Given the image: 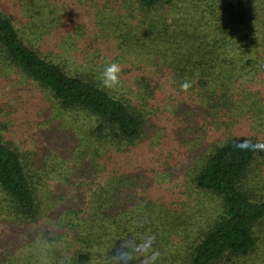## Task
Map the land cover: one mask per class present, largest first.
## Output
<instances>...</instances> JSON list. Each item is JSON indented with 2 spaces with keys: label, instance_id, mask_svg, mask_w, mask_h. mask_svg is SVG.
Instances as JSON below:
<instances>
[{
  "label": "rangeland",
  "instance_id": "1",
  "mask_svg": "<svg viewBox=\"0 0 264 264\" xmlns=\"http://www.w3.org/2000/svg\"><path fill=\"white\" fill-rule=\"evenodd\" d=\"M172 2L165 6V16L186 19L208 13L200 0ZM133 3L46 0L42 13L30 21L16 0H0V12L12 16L19 32L55 18L57 26L30 46L66 67L83 63L82 49L84 56L94 53L116 63L169 61L176 48L144 43L147 38L138 25L162 10L140 14ZM248 10L253 48L264 60V0H249ZM151 66V77L146 75L153 85L150 99L140 100L143 90L136 92L130 79L127 84L121 79V86L112 90L143 115L137 144L118 153L96 144L95 156L93 143L81 132L86 123L60 111L45 91L0 63V139L22 155L37 195V217L19 226L2 214L0 202V264H71L78 253L88 256L86 264H120L112 254L117 240L131 246L135 264H173V257L184 254L212 222L219 201L198 191L193 175L212 145L225 137L263 140L264 123L256 119L264 120V108L260 117L240 118L231 134L224 126L203 133L197 88L188 83L185 91L165 68ZM254 90L264 106V83ZM117 178L128 180L127 186L114 189ZM101 194L104 200L95 202ZM131 211L139 214L136 220H130ZM253 232L252 253L218 264H264V224Z\"/></svg>",
  "mask_w": 264,
  "mask_h": 264
},
{
  "label": "trees",
  "instance_id": "2",
  "mask_svg": "<svg viewBox=\"0 0 264 264\" xmlns=\"http://www.w3.org/2000/svg\"><path fill=\"white\" fill-rule=\"evenodd\" d=\"M16 1L30 21L42 13L46 2ZM130 1L140 14L162 10V15H153L148 21L140 19L138 25L147 38L142 42L176 48L165 63H119L120 79L125 84L128 79L133 81L136 92L143 90L140 100L153 96L152 81L146 76L151 77L153 65L165 68L178 84L192 83L197 88L205 120L203 133L210 134L224 126L231 134L240 118L249 114L260 117L264 106L260 104V93L254 89L264 83V60L253 48L248 32L249 0H200L206 4L207 15L186 19L165 16L164 8L172 5V0ZM56 22L51 18L45 23H31L29 32H19L12 16L0 12V63L45 91L60 111L71 114L76 122L86 123L81 132L93 143L95 156H99L96 144H106L113 153L134 147L143 132V115L122 96L103 88L99 80L106 64L114 59L108 61L107 56L102 59L94 53L84 56V49H79L83 63H74L73 69L65 63L46 60L30 46L38 44L48 29L57 26ZM135 73L141 75L132 79ZM256 120L264 123L262 119ZM252 138L231 134L213 144L204 165L193 175L194 187L219 201V212L206 229L197 233L184 254L173 257V264L232 263L255 250L253 229L264 224V139ZM1 139L2 214L19 226L37 217L35 183L22 155ZM128 182L117 178L113 188L126 187ZM104 195H99L95 202L103 201ZM129 216L136 220L139 214L131 211ZM131 253L130 245L115 242L112 254L120 264H135ZM87 261V255L78 253L71 264Z\"/></svg>",
  "mask_w": 264,
  "mask_h": 264
},
{
  "label": "clouds",
  "instance_id": "3",
  "mask_svg": "<svg viewBox=\"0 0 264 264\" xmlns=\"http://www.w3.org/2000/svg\"><path fill=\"white\" fill-rule=\"evenodd\" d=\"M122 71L121 65L116 62H109L100 73L99 80L103 88L113 90L121 86L120 73ZM190 87L188 83L181 85L183 90Z\"/></svg>",
  "mask_w": 264,
  "mask_h": 264
}]
</instances>
